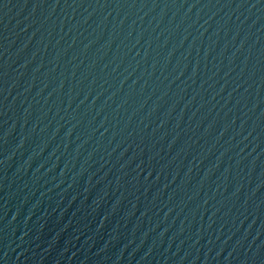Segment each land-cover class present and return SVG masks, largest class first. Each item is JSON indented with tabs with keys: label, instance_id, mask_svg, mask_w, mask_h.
<instances>
[{
	"label": "water",
	"instance_id": "1",
	"mask_svg": "<svg viewBox=\"0 0 264 264\" xmlns=\"http://www.w3.org/2000/svg\"><path fill=\"white\" fill-rule=\"evenodd\" d=\"M0 264H264V0H0Z\"/></svg>",
	"mask_w": 264,
	"mask_h": 264
}]
</instances>
